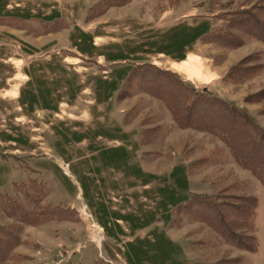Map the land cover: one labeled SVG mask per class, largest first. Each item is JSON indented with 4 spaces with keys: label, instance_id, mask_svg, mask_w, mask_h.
Here are the masks:
<instances>
[{
    "label": "rangeland",
    "instance_id": "1",
    "mask_svg": "<svg viewBox=\"0 0 264 264\" xmlns=\"http://www.w3.org/2000/svg\"><path fill=\"white\" fill-rule=\"evenodd\" d=\"M201 23L208 34L182 46L178 29ZM255 32L264 0H0V226L19 240L6 264H128L127 243L168 231L186 264H264V186L210 133L215 113L185 110L209 97L264 132ZM242 199L253 220L249 207L225 219L252 228L217 233L207 206ZM17 206L30 224L6 215Z\"/></svg>",
    "mask_w": 264,
    "mask_h": 264
},
{
    "label": "trees",
    "instance_id": "2",
    "mask_svg": "<svg viewBox=\"0 0 264 264\" xmlns=\"http://www.w3.org/2000/svg\"><path fill=\"white\" fill-rule=\"evenodd\" d=\"M255 21L258 22L257 20ZM209 31L210 28L207 23H201L200 25L194 28H186L182 26V29H178L180 41H182L181 45L183 46L185 44H189L191 42L202 39V37L206 36ZM257 32H255V34L253 35L251 34V37L255 36L258 39L261 40L264 39V37L261 38ZM104 58L106 59L105 56ZM100 84L104 85L107 88V91H112L115 89L113 86L115 84L114 82L109 84V82L100 81ZM35 93L37 92L35 91ZM30 96L34 98L35 95L32 93V95L30 94ZM98 96L99 95H97V99H99ZM105 98H108V95L105 96ZM44 109H48V108H44ZM185 110L187 111L188 115L192 112V110L196 111L197 112L196 119L199 120V123L205 119V117L202 114L215 113L213 114L214 115L213 117H208V120H206L210 122V127L212 128V130H214V131H210V133L217 135L225 143L235 162L241 168L250 171L259 181V183L262 186H264V132H262L254 122H252L241 111L233 109L229 107V105L220 102L216 99H209V97L207 98L200 97L195 99L191 107L189 106L188 109ZM188 115H185V123H182V126H184L185 128L192 127L196 129H201V126L194 127V125L188 123L189 121H191L189 119L190 116L187 117ZM175 119L179 121V118H175ZM242 137L246 138L247 140L246 146L241 139ZM250 145H252V149L254 150V153L247 152V149ZM256 155H259L262 158L261 162H255ZM175 188L177 190L178 189L182 190L183 188H186V182L185 181L181 182L179 181V179H176ZM162 194L168 195L169 201L167 200V202L170 204V206H177L178 204H180V202L182 204L183 202L187 201L186 197H179V196L175 197L176 195L173 192L170 193L163 191ZM241 203L242 205H237L240 207H237L236 205L229 206L225 204L215 205L212 207L209 205L207 206L206 210L209 211L210 213H213V215L216 218L214 220H218L219 222L220 226L216 228L218 229L216 231L217 233H220V235L225 236L227 238L233 239L236 237L235 235L236 233L232 231L233 229L235 231L238 230V232H242V231H246L247 229L250 230L252 228L251 223L245 226L244 220L240 216H237V221L234 220L227 221L225 219L227 217V213L230 210L236 212V214L243 215L244 213L242 212L250 208L249 217L250 220L252 221L254 218V210L252 209L253 205L251 206L249 203L254 204V201L252 199H245V200L242 199L240 201V204ZM16 209H18V211L20 212L14 214L6 213V215L9 218H16L18 221L23 223L30 224L32 222V221H28L29 213H27L18 206ZM48 218L49 219L43 217L44 220H50L53 217L51 216ZM103 228L105 229V227ZM18 244H19V240L12 233L11 228L0 226V264H6L9 261L11 252L16 246H18ZM242 249L245 251L252 250L251 247H246L245 245L242 246ZM93 264H103V263L96 262Z\"/></svg>",
    "mask_w": 264,
    "mask_h": 264
},
{
    "label": "crops",
    "instance_id": "3",
    "mask_svg": "<svg viewBox=\"0 0 264 264\" xmlns=\"http://www.w3.org/2000/svg\"><path fill=\"white\" fill-rule=\"evenodd\" d=\"M31 85H32L31 82H29L27 86L30 87ZM31 92L35 95V89H33V87ZM118 221H123V219L117 217L115 220V224H113L111 228L110 227L108 228L106 227V225H104L105 231L107 233H110L109 236L111 238L116 236L115 233L118 232L122 234L123 232V229L120 227V225L117 224ZM127 229L130 232L138 231L136 228H130L128 226ZM169 233H170L169 231L164 234L160 233L154 237L155 239L154 238L153 239L146 238V239H138V240L135 239L134 241L127 243L125 245L126 247L125 249H127L125 253L126 254L125 257L127 258V263L128 264H180V263L186 264L185 262H183L184 259H180L179 256L180 248L177 246L178 244H176L173 241L174 238L173 235ZM158 241L160 243L157 244ZM87 246L90 251L94 250L93 248H95L97 250V253L100 252V248L97 245L89 244ZM99 257L100 256H98V258ZM98 258L96 256H93L92 259H88L86 264H93L95 260H97Z\"/></svg>",
    "mask_w": 264,
    "mask_h": 264
},
{
    "label": "bare ground",
    "instance_id": "4",
    "mask_svg": "<svg viewBox=\"0 0 264 264\" xmlns=\"http://www.w3.org/2000/svg\"><path fill=\"white\" fill-rule=\"evenodd\" d=\"M192 61H195L196 60V58H192L191 59ZM180 67H185V68H187V67H189L186 63H182V64H180Z\"/></svg>",
    "mask_w": 264,
    "mask_h": 264
}]
</instances>
